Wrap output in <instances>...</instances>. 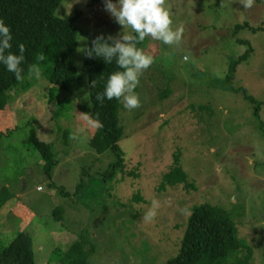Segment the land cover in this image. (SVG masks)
Listing matches in <instances>:
<instances>
[{"label":"rangeland","instance_id":"obj_1","mask_svg":"<svg viewBox=\"0 0 264 264\" xmlns=\"http://www.w3.org/2000/svg\"><path fill=\"white\" fill-rule=\"evenodd\" d=\"M166 7L173 27H183L182 38L171 46L150 37L136 45L154 63L135 89L141 106L127 110L122 104L119 154L125 168L110 184L102 176L119 163V156L92 149L98 127L90 116L83 51L92 34L132 43L122 40L131 28L124 30L111 17L105 0L63 1L57 16L81 15L76 21L79 50L73 56L80 81L51 105V84L41 66V79L19 95L13 91L7 107L0 108V191L9 190L13 198L0 210V251L27 233L36 264H48L85 233L86 250L92 251L88 264H165L180 252L186 231L190 214L180 209L190 213L205 202L232 216L239 238L251 242L255 261L264 264V131L258 127L264 122V0H256L251 9L240 0H166ZM240 25L251 28L238 30ZM239 40L249 41L254 52L238 66L232 86L261 102L259 121L243 93L215 85L228 74L231 57L247 51ZM58 55L49 53L47 69ZM31 81L27 77L23 85ZM201 105L214 114L199 112ZM54 114L59 115L56 124ZM33 130L58 161L49 173L52 161L30 141ZM178 150L196 189L161 191ZM137 195L144 202L133 203ZM153 200L159 207L146 221ZM57 209L61 219L54 215ZM134 209L137 219L130 213Z\"/></svg>","mask_w":264,"mask_h":264},{"label":"trees","instance_id":"obj_2","mask_svg":"<svg viewBox=\"0 0 264 264\" xmlns=\"http://www.w3.org/2000/svg\"><path fill=\"white\" fill-rule=\"evenodd\" d=\"M64 0H0V19H3L10 26L13 41L11 51L19 54L18 44L25 45V61L21 65L23 68V80H16L15 75L8 72L0 64V108L5 109L8 105L7 96L13 98L12 92L16 94L26 91L31 87V83H36L32 79L30 83L23 85L28 77L30 65L37 64L40 67L45 65L46 75L51 84L48 89L49 102L51 105L58 102L62 92H68L72 84L80 81L79 71L73 61V56L78 49L79 30L76 21L81 17L77 14L73 19H63L57 16L56 12ZM251 28L247 25H240L238 30ZM257 32L256 29H253ZM102 35L92 34L88 39L87 48L91 49L94 45L92 40ZM103 37V42L110 46L115 43ZM247 47V51L238 58L231 57L228 74L224 79L217 78L215 85L224 90L243 93L245 98L254 105V116L258 120L261 112V102L254 97L247 95L244 89H236L232 86V81L237 73L239 65L247 62L253 52L249 41L239 40ZM139 44V43H138ZM51 51H59L58 60L55 64L48 67V56ZM43 54L46 59L38 60V56ZM116 57L112 58V63H107L102 57L86 58L84 60L85 69L89 74V91L91 99L90 116L97 124L98 129L92 137L91 146L98 154L114 152L119 156V163L110 166V170L103 174L102 178L106 183H110L116 178L118 170H124V164L120 160L121 147L120 141L124 137V128L120 125V111L122 103L116 99L111 101L105 99L103 104L95 100L97 93L104 90V85L108 76L120 71L115 63ZM46 75H44L46 77ZM43 76V75H42ZM46 77V78H47ZM96 81V87H91L92 81ZM214 88V85L212 86ZM25 93V92H24ZM64 103H61L62 107ZM56 107V106H55ZM196 110L195 105L192 106ZM199 112L213 115L214 112L209 106L201 105ZM52 118L55 124L59 115L54 114ZM259 121V120H258ZM211 124V121H210ZM264 131V122L260 121V126ZM31 139L38 151L51 159V167L47 173L58 165L51 153L50 144H44L37 136L36 130L31 133ZM51 155V157L49 156ZM174 164L171 170L163 176L160 185L161 191L170 188L184 186L187 191L194 190L195 184L190 175L184 170L181 164V151L174 154ZM100 178V177H99ZM82 188V187H79ZM9 190L0 191V210L12 200ZM133 203L144 202L142 197L137 195L133 198ZM130 204L127 208L134 207ZM126 208V207H125ZM55 210L54 215L61 219V214ZM132 218H138L137 210H130ZM57 216H55L57 218ZM182 228V225H177ZM88 238L85 233L81 235L79 241L74 243L67 252H59L51 259L48 264H88L92 251H87ZM251 242L239 238V229L232 216L220 207L210 203H202L191 209L186 231L181 240L180 252L165 264H261L260 260L255 261V251ZM62 254V255H61ZM0 264H36L34 242L27 233H20L10 242V244L0 251Z\"/></svg>","mask_w":264,"mask_h":264},{"label":"clouds","instance_id":"obj_3","mask_svg":"<svg viewBox=\"0 0 264 264\" xmlns=\"http://www.w3.org/2000/svg\"><path fill=\"white\" fill-rule=\"evenodd\" d=\"M255 2L256 0H240L244 9H251ZM105 10L124 30L131 28V33L124 32L122 40L132 43H122L117 40L115 46H110L103 42V37L100 36L91 41L93 48L84 47L83 53L86 54V58L91 59L95 54L96 57H102L105 62L112 63V58L116 57L115 63L119 69H122L108 76L103 92L97 93L95 100L103 104L105 99L109 101L116 99L125 109H136L141 106L140 98L135 92L140 82L139 78L154 63L153 56L136 45L150 37L171 46L180 42L184 29L182 26L173 27L174 21L166 7V0H115V2L105 0ZM109 39L113 38L109 36ZM12 41L10 26L0 19V64L20 81L24 79L21 65L25 61V45L18 44L19 54H15L11 51ZM45 59L43 54L38 56L40 61ZM27 75L29 79L40 80L41 67L37 64L30 65ZM91 87L93 89L96 87L95 80L92 81ZM158 207L159 202L153 200L152 210L145 214L144 219L146 221L152 219L155 216L154 210ZM180 212L184 215L190 214L187 207L180 209Z\"/></svg>","mask_w":264,"mask_h":264}]
</instances>
